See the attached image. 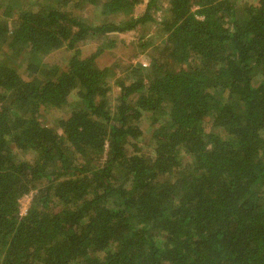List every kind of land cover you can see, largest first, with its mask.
Wrapping results in <instances>:
<instances>
[{"label":"trees","instance_id":"1","mask_svg":"<svg viewBox=\"0 0 264 264\" xmlns=\"http://www.w3.org/2000/svg\"><path fill=\"white\" fill-rule=\"evenodd\" d=\"M144 1L0 0V264H264V0Z\"/></svg>","mask_w":264,"mask_h":264},{"label":"rangeland","instance_id":"2","mask_svg":"<svg viewBox=\"0 0 264 264\" xmlns=\"http://www.w3.org/2000/svg\"><path fill=\"white\" fill-rule=\"evenodd\" d=\"M146 6V0L135 6L133 10V16H140L143 14ZM86 15L89 16L91 13L89 11L86 12ZM154 22H147L144 25H139L136 29L131 31H126L124 33H120L118 35V39H121L124 43L123 48L116 51V54L113 55L109 50H105L104 53L99 56L97 59V63L99 66H111L118 65L120 68H124L129 63L135 64L140 63L142 65H147L149 61V57L152 53L151 48L157 40V22L160 19V14L155 13ZM159 23V22H158ZM98 45V41H89L80 46L81 56L84 57L92 53L96 46ZM131 55V56H130ZM67 51L64 49L57 50L55 52L50 53L44 58V62L51 65L54 63H62L64 57H67ZM24 67L19 69V72L23 71ZM118 72V71H117ZM118 74V73H117ZM116 74V75H117ZM119 77L123 75V73L118 74ZM117 75V76H118ZM118 88L113 86V92H118ZM140 128L142 130V142L141 146L144 150H147L148 144V136L150 135L151 126L149 125V121L144 119L140 123Z\"/></svg>","mask_w":264,"mask_h":264},{"label":"built area","instance_id":"3","mask_svg":"<svg viewBox=\"0 0 264 264\" xmlns=\"http://www.w3.org/2000/svg\"><path fill=\"white\" fill-rule=\"evenodd\" d=\"M30 200H31L30 196H24L19 200V211L21 215L26 212Z\"/></svg>","mask_w":264,"mask_h":264}]
</instances>
